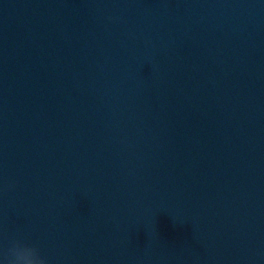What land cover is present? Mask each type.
I'll return each mask as SVG.
<instances>
[{
	"label": "water",
	"instance_id": "obj_1",
	"mask_svg": "<svg viewBox=\"0 0 264 264\" xmlns=\"http://www.w3.org/2000/svg\"><path fill=\"white\" fill-rule=\"evenodd\" d=\"M264 264V0H0V264Z\"/></svg>",
	"mask_w": 264,
	"mask_h": 264
},
{
	"label": "clouds",
	"instance_id": "obj_2",
	"mask_svg": "<svg viewBox=\"0 0 264 264\" xmlns=\"http://www.w3.org/2000/svg\"><path fill=\"white\" fill-rule=\"evenodd\" d=\"M7 264H49L40 249L35 245H29L16 241L6 254Z\"/></svg>",
	"mask_w": 264,
	"mask_h": 264
}]
</instances>
